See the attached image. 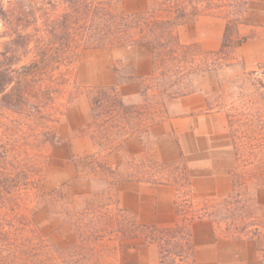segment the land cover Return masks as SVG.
I'll return each instance as SVG.
<instances>
[{"label": "rangeland", "instance_id": "obj_1", "mask_svg": "<svg viewBox=\"0 0 264 264\" xmlns=\"http://www.w3.org/2000/svg\"><path fill=\"white\" fill-rule=\"evenodd\" d=\"M8 1L4 0V4ZM111 3L122 13L154 10V0H112ZM155 15L168 16L161 11ZM3 30L0 24V35ZM261 31H264V1L258 0L252 1L241 16L203 11L177 28L182 43L197 46L194 62L201 68L210 66L208 71L184 75L180 79L182 86L189 85V90L208 89L211 102L225 113L235 159L234 191L229 197L190 203L187 182L191 171L184 165L157 166L149 161L141 163L125 158L123 168L111 174L88 158L98 154L102 159L109 147L119 149L123 143L120 139L130 132L128 126L143 133L147 110L166 111L165 118L178 113L173 102L157 90V80L150 76L140 79L136 94L128 96L118 92L117 84L133 78L132 69L123 61L130 46L88 48L73 64L77 84L85 87L78 98L67 101L70 93L57 95L54 104L43 108L42 118L32 108L0 106V220L4 230L13 238L23 233L42 239L52 253L66 251L78 257L69 264H264V197L261 194L264 151L250 153L244 148L246 141L241 134L253 127L260 133L259 141L264 143V129L260 130V120L264 119V66L246 70L237 58L240 57L238 47ZM224 42L229 46L222 55L219 51ZM219 43L221 47L212 51ZM143 45L151 47L154 64L151 44L131 46ZM33 59L22 57L21 65ZM109 62L116 72L115 93L128 104L125 111L116 109L111 121L106 120L109 114L105 107H95L92 103L93 97L104 98L102 91L90 89L98 86L97 74ZM66 67L61 64L60 72ZM60 72L56 70L55 75ZM46 78L41 76V80ZM69 89L74 92L72 85ZM233 134L240 137L235 149ZM91 142L97 152L87 154ZM127 178L174 184L181 216L179 223L185 225L192 215L203 214L202 218L207 217L214 223L213 237L202 238L203 245L196 250L191 239V250L181 252L185 256L181 260L180 249L167 246V252H163L159 241L147 237L148 231L138 229L133 236L118 210L119 201L118 205L115 203L117 185ZM55 190H60L65 198H50ZM59 202L65 204L64 212L58 209ZM21 226L25 230L18 231L17 227Z\"/></svg>", "mask_w": 264, "mask_h": 264}, {"label": "trees", "instance_id": "obj_2", "mask_svg": "<svg viewBox=\"0 0 264 264\" xmlns=\"http://www.w3.org/2000/svg\"><path fill=\"white\" fill-rule=\"evenodd\" d=\"M111 1L9 0L8 4H4V0H0V24L4 28L0 35L3 38L0 42V104L5 102V105L0 106L8 108L19 105L21 108H32L36 113H41L40 118H42L43 108L54 104L57 95H65L68 92L70 96L67 101H70L78 98L82 89L85 88L77 84L73 66L79 61L83 50L124 47L141 43L151 44L154 50L155 68L150 78L156 79L157 90L168 97L170 102H174L178 97L196 90H189V85L182 86L183 81L180 79L184 75L210 69V66L201 68L194 62L198 55L197 46L180 41L178 26L203 11L219 15L231 13L241 16L254 0H154L152 12L135 13L118 12ZM59 8L60 10L56 12ZM156 11L164 12L168 16L159 17L155 15ZM228 26L230 21L227 28ZM227 46L229 44L224 42L219 54L223 55ZM28 56L35 59L21 65V58ZM61 64L67 66L64 72H60ZM56 70H59V75H55ZM41 76H46V81L41 80ZM173 77L176 79L173 80ZM71 85L74 92L69 89ZM90 89L102 91L104 98L93 97L92 103L95 107L102 106L107 109L109 114L106 117L107 121L114 118L116 109H122V111L127 109L128 104L117 97L113 85L92 86ZM164 113L166 114V111L162 112L158 109L147 110L145 131L152 124L165 119ZM97 116L95 119L98 120ZM260 121L262 123L260 130H262L264 119ZM128 129L130 132L120 139V143L124 142L127 136L137 133V130L130 126ZM241 134L246 141L244 148L250 153L264 151V143L257 138L260 133L253 127H249ZM238 139L240 137L233 134L234 149L237 148ZM107 151H112V148L109 147ZM88 158L95 160L99 168L106 169L111 174L116 172L107 167L98 154L89 155ZM162 182L166 181L154 183ZM187 188L191 203L190 177H188ZM56 197H59L58 200L65 198L61 196L60 190L50 193V198ZM115 203L118 205L117 197ZM57 206L61 212L66 209L62 202H59ZM118 210L123 213L121 217L131 227L133 236H136L134 232L138 229L148 231L147 237L150 240L159 241L163 252H167L165 249L167 246L180 249V253L187 249L191 250L189 225L193 220L204 216L203 214L192 215L186 219L185 225L178 223L175 226L161 227L138 223L135 218L129 217L124 209ZM3 225L4 223L0 220V264H69V261L78 260V257L69 255L66 251L52 253L45 241L37 237L21 233L13 238L10 232L4 230ZM17 228L18 231L25 230L22 226ZM12 247L14 249H11ZM179 256L181 260L185 258L182 253Z\"/></svg>", "mask_w": 264, "mask_h": 264}, {"label": "crops", "instance_id": "obj_3", "mask_svg": "<svg viewBox=\"0 0 264 264\" xmlns=\"http://www.w3.org/2000/svg\"><path fill=\"white\" fill-rule=\"evenodd\" d=\"M130 47L125 51L123 61L132 69L133 78L117 84L113 63L109 62L103 65L104 71L97 74L96 85L117 84L118 92L128 96L139 92L140 79L153 73V55L148 45ZM220 47L221 43L211 50ZM238 52L240 57L237 58L244 69L264 66V31L248 37L238 47ZM173 105L177 114L152 124L143 133L127 136L120 148L106 153L102 161L114 170L123 168L125 158L141 163L149 161L157 166L184 165L191 171L193 203L199 199L229 197L234 191L232 170L235 159L225 113L211 102V91L205 88L178 97ZM95 152L97 148L91 142L86 153ZM176 194L175 185L167 181L153 183L127 178L117 185L121 208L141 223L161 227L175 226L181 221ZM261 194L264 197V190ZM189 228L195 250L203 245L202 238L209 239L214 234V223L207 217L193 220Z\"/></svg>", "mask_w": 264, "mask_h": 264}]
</instances>
